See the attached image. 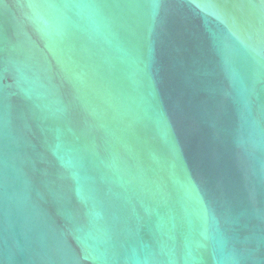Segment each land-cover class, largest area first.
<instances>
[{
    "label": "water",
    "instance_id": "95a60500",
    "mask_svg": "<svg viewBox=\"0 0 264 264\" xmlns=\"http://www.w3.org/2000/svg\"><path fill=\"white\" fill-rule=\"evenodd\" d=\"M0 264H264V0H0Z\"/></svg>",
    "mask_w": 264,
    "mask_h": 264
}]
</instances>
